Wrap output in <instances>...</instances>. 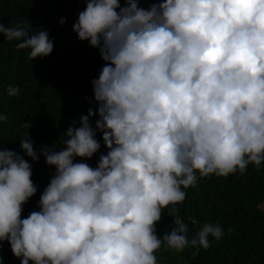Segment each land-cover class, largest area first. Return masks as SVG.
<instances>
[{
	"label": "clouds",
	"instance_id": "9594fccd",
	"mask_svg": "<svg viewBox=\"0 0 264 264\" xmlns=\"http://www.w3.org/2000/svg\"><path fill=\"white\" fill-rule=\"evenodd\" d=\"M84 2L73 31L106 62L92 81L98 108L68 127L60 151L38 154L25 131L26 156L55 167L27 218L32 166L0 148V242L20 264H157L162 244L209 248L210 236L224 234L218 223L190 241L179 208L169 209L174 227L162 238L156 224L197 173L227 177L264 163V0H158L148 9L139 0ZM0 34L31 59L53 51L44 30L0 23ZM97 130L107 153L95 168L74 162L99 151Z\"/></svg>",
	"mask_w": 264,
	"mask_h": 264
},
{
	"label": "trees",
	"instance_id": "16d2710c",
	"mask_svg": "<svg viewBox=\"0 0 264 264\" xmlns=\"http://www.w3.org/2000/svg\"><path fill=\"white\" fill-rule=\"evenodd\" d=\"M154 2L158 0H139V7L148 9ZM120 3L125 6V0ZM85 8L84 0H0V23L24 24L30 34L47 31L54 44L49 55L31 59L30 49H18L19 41H8L0 34V115L7 117L0 121V148L19 153L31 164V179L37 187L36 194L22 205V218L40 210V196L55 173L44 155L33 161L23 152L20 139L25 131L38 154L40 149L60 151L68 127H80V117L98 108L92 81L106 62L98 48L79 40L73 31ZM9 85L19 88L17 96L8 95ZM96 119L90 120L93 127ZM24 123L30 127L26 129ZM95 138L101 145L99 151L90 159L77 157L74 162L97 166L107 148L98 130ZM197 176L195 186L182 188L185 200L163 210L156 234L162 238L174 227L168 215L171 207L179 208L189 241L204 223L220 224L224 234L219 240L210 236L207 249L189 246L178 251L162 244L154 253L157 264H264V163L259 168L250 164L244 174ZM193 219L198 223L193 224ZM196 251L199 254L193 256ZM0 264H20L7 240L0 242Z\"/></svg>",
	"mask_w": 264,
	"mask_h": 264
}]
</instances>
